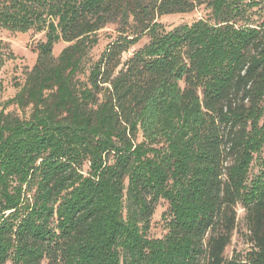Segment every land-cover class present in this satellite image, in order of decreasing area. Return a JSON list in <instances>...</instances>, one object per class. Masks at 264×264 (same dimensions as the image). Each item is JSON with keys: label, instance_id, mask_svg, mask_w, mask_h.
<instances>
[{"label": "trees", "instance_id": "obj_1", "mask_svg": "<svg viewBox=\"0 0 264 264\" xmlns=\"http://www.w3.org/2000/svg\"><path fill=\"white\" fill-rule=\"evenodd\" d=\"M0 29L43 34L0 110V264H264V0H0Z\"/></svg>", "mask_w": 264, "mask_h": 264}, {"label": "rangeland", "instance_id": "obj_2", "mask_svg": "<svg viewBox=\"0 0 264 264\" xmlns=\"http://www.w3.org/2000/svg\"><path fill=\"white\" fill-rule=\"evenodd\" d=\"M201 17H206V11L203 9H196L190 13L163 15L159 17L158 20L167 27H172L180 23H190ZM106 31L107 33H111L112 28L102 30L99 44L91 51L92 56L96 57L108 41L105 36ZM42 39V33H35L32 31L26 33H12L0 29V51L11 55L0 68V110L3 108L4 101L14 95L17 90V85L23 81L24 72L34 64L36 59L35 46L36 43ZM144 41L145 40L142 39L140 44ZM65 45L66 43L64 42L55 44L53 47V54L57 55ZM137 46H139V44L135 47ZM132 49H134V47ZM13 109V106L4 107L5 112ZM259 157L264 158V148L259 154ZM258 167V162L254 161L251 174L257 173ZM166 208L167 204L163 201L157 205L150 222V236L160 237L164 234L165 229L163 226L162 214L166 211ZM235 210L236 227L232 232L230 243L224 251V256L227 259L233 256H243L252 245L251 232L245 221V211L239 205L236 206Z\"/></svg>", "mask_w": 264, "mask_h": 264}]
</instances>
